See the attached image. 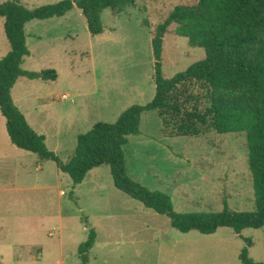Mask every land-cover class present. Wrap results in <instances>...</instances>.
Segmentation results:
<instances>
[{
	"label": "rangeland",
	"instance_id": "1",
	"mask_svg": "<svg viewBox=\"0 0 264 264\" xmlns=\"http://www.w3.org/2000/svg\"><path fill=\"white\" fill-rule=\"evenodd\" d=\"M12 1L35 10L63 0L0 3ZM197 3L137 0L134 7L105 10V32L99 36L91 35L77 7L61 18L32 21L27 27L30 56L24 69L55 70L59 78L20 79L14 95L31 126L46 137L48 149L68 163L80 135L99 123L117 122L135 105L151 103L157 92L152 44L156 29L176 7L193 8ZM169 31L163 75L172 79L203 61L206 51L178 35L177 25ZM10 50L0 24V54L5 57ZM206 105L204 98L202 107ZM4 121L0 154L13 159L15 168L35 156L43 169L36 170L35 160L31 180L22 171L12 176L7 165L3 167L0 264H82L78 249L91 230L96 231L97 242L89 253L90 264H242L247 239L253 244L250 257L264 263V228L246 229L241 235L231 228L210 236L197 231L183 234L172 227L168 216L116 188L107 165L96 168L77 191L56 162L14 146ZM124 152L129 177L151 191L170 195L179 213L221 212L225 207L255 210L245 134L209 131L200 137L167 138L158 112H147L141 134L129 138Z\"/></svg>",
	"mask_w": 264,
	"mask_h": 264
},
{
	"label": "trees",
	"instance_id": "2",
	"mask_svg": "<svg viewBox=\"0 0 264 264\" xmlns=\"http://www.w3.org/2000/svg\"><path fill=\"white\" fill-rule=\"evenodd\" d=\"M137 0H63L58 4L30 10L20 1L0 3L5 33L11 51L0 61V110L7 121L12 143L19 149L56 162L74 186L89 172L110 166L116 188L149 209L171 219L172 227L183 234L192 231L210 236L221 228L241 235L246 229L264 228V0H198L195 7L178 6L153 37L156 96L144 106L126 110L113 124L99 123L78 137L74 157L64 163L48 149L46 137L38 134L14 103L12 90L19 79L57 81L55 70L40 73L23 68L30 56L25 27L35 20L66 16L75 7L82 11L91 35L105 32V10L129 8ZM173 25L178 35L194 48H203L206 58L188 70L167 79L163 75L165 38ZM203 92V95H200ZM207 105L202 107L203 99ZM158 112L167 138L200 137L206 132L245 134L252 173L255 210L179 213L170 195L151 191L131 179L124 148L131 136L141 134L142 116ZM97 242L91 230L78 249L82 264L90 263V251ZM252 241L240 254L242 264H264L250 257Z\"/></svg>",
	"mask_w": 264,
	"mask_h": 264
},
{
	"label": "crops",
	"instance_id": "3",
	"mask_svg": "<svg viewBox=\"0 0 264 264\" xmlns=\"http://www.w3.org/2000/svg\"><path fill=\"white\" fill-rule=\"evenodd\" d=\"M76 8V7H75ZM1 18V17H0ZM2 20L3 21H0V24L1 25H3L4 26V28H5V19H3L2 18ZM31 24V22L30 23H28L27 25H26V27H25V31H26V35H27V27L29 26ZM11 46V45H10ZM11 51V50H10ZM9 51V52H10ZM9 52H7V54L9 53ZM7 54H5V55H7ZM4 58V56H2V54H0V61L2 60ZM27 59V58H26ZM26 59H25V61H26ZM24 65H25V62H24V64H23V68H24ZM59 78V77H58ZM21 79H23V78H21ZM20 80V79H19ZM18 80V81H19ZM17 84V83H16ZM16 86V85H15ZM15 86H14V88H15ZM13 88V90H12V97H13V100H14V103L16 104V106H17V100H16V98H15V95H14V89ZM18 107V106H17ZM19 108V107H18ZM19 109H21V108H19ZM22 112V111H21ZM23 113V112H22ZM2 113H1V110H0V130H2V127H3V125H4V120H6L5 119V117H4V119H3V121H2ZM25 117H26V115H24ZM26 119H27V121H28V123L30 124V126L32 125L31 124V122H30V119H28L27 117H26ZM6 125H7V121H6ZM33 126V125H32ZM31 126V127H32ZM33 128V127H32ZM34 129V128H33ZM35 130V129H34ZM36 131V130H35ZM7 132H8V130H7ZM37 132V131H36ZM38 133V132H37ZM39 134V133H38ZM9 135V134H8ZM9 138H10V136H9ZM11 140V139H10ZM12 142V141H11ZM47 143V142H46ZM13 144V143H12ZM14 145V144H13ZM15 146V145H14ZM19 149V148H18ZM21 150V149H20ZM24 151V150H23ZM24 152H27V151H24ZM27 153H30V152H27ZM31 154H33V153H31ZM36 155V154H35ZM27 158H29L30 159V161H26L25 163H20L18 166L19 167H17V168H15V162L13 161V159H11L10 157H8V155H2V154H0V182L2 181V179L4 178V176L6 175V173H4V170L5 169H3V167H6V165H7V167L9 168V170H10V172H11V175L12 176H16V175H18L19 173L20 174H22L21 173V171L24 173V175H26L27 177H29V179H35V175L34 176H32L31 175V169H32V166L35 164V160L37 161V166H36V170L37 171H40V170H42L43 169V165L41 164V160L40 159H36V157L34 156V157H27ZM32 161V162H31ZM4 165V166H3ZM17 169H19V170H17ZM95 170H97V169H94V170H92L91 172H89L88 173V175H87V178H88V176H90V174H92L93 172H95ZM7 172V171H6ZM87 178H86V180H87ZM86 180L84 181V183L83 184H85L86 183ZM83 184H81V185H78L77 187H76V189L75 190H77V191H79V189L80 188H82L81 186L83 185ZM92 251V250H91ZM90 261H91V258H90ZM90 264V263H89Z\"/></svg>",
	"mask_w": 264,
	"mask_h": 264
},
{
	"label": "built area",
	"instance_id": "4",
	"mask_svg": "<svg viewBox=\"0 0 264 264\" xmlns=\"http://www.w3.org/2000/svg\"><path fill=\"white\" fill-rule=\"evenodd\" d=\"M63 99L67 100L68 96L67 95H63Z\"/></svg>",
	"mask_w": 264,
	"mask_h": 264
}]
</instances>
